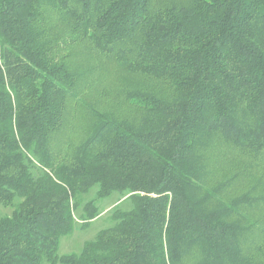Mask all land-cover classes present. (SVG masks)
I'll list each match as a JSON object with an SVG mask.
<instances>
[{"label": "trees", "instance_id": "obj_1", "mask_svg": "<svg viewBox=\"0 0 264 264\" xmlns=\"http://www.w3.org/2000/svg\"><path fill=\"white\" fill-rule=\"evenodd\" d=\"M75 51L132 79L104 111ZM72 105L100 121L56 146ZM0 264H264V0H0Z\"/></svg>", "mask_w": 264, "mask_h": 264}, {"label": "rangeland", "instance_id": "obj_2", "mask_svg": "<svg viewBox=\"0 0 264 264\" xmlns=\"http://www.w3.org/2000/svg\"><path fill=\"white\" fill-rule=\"evenodd\" d=\"M71 59L80 67L78 70L79 89L77 92L80 105H92L98 111H104L107 108V104L113 103L112 101L115 98V92L118 89L119 83L132 80L127 74L118 70L112 62L103 61L91 53L75 51L71 54ZM78 59H80V63H77ZM136 80L134 79V81ZM109 83H111L110 87L108 85ZM113 85L117 86L114 87ZM104 93H107L108 96H104ZM73 103L76 102L73 101ZM72 107L68 109L69 118L64 129L56 134V139L59 140L55 143L56 146H59L61 141L65 148L69 144L72 147L79 146L82 140L87 138L92 129L100 121L95 115L92 114V116L86 113L84 108L81 109L76 105H72ZM94 196L95 190H92L89 195L85 196V199L87 201L92 200ZM126 199L127 196L119 202V194L114 193L102 201H97L101 214L91 222L89 227L84 229L79 227V224L72 235L62 238L59 254L64 255L80 252L85 242L93 240L99 231L112 226L111 217L115 209H131L132 204ZM12 213L13 207L2 208L3 215L10 216Z\"/></svg>", "mask_w": 264, "mask_h": 264}]
</instances>
